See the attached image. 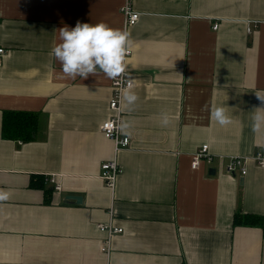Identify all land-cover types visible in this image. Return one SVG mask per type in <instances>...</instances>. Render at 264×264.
Returning a JSON list of instances; mask_svg holds the SVG:
<instances>
[{"label": "crops", "instance_id": "obj_1", "mask_svg": "<svg viewBox=\"0 0 264 264\" xmlns=\"http://www.w3.org/2000/svg\"><path fill=\"white\" fill-rule=\"evenodd\" d=\"M125 1L0 0V264H264V225H235L236 214L264 224V168L227 172L230 157L264 152V126L252 127L264 108V0H133L139 100L132 111L122 101L131 145L116 155L101 131L112 80L65 78L50 53L77 21L122 29ZM216 107L231 124L216 123ZM9 112L38 116L32 141L3 136ZM204 145L214 161L194 169ZM115 157L112 190L101 174ZM110 223L124 231L108 256L98 226Z\"/></svg>", "mask_w": 264, "mask_h": 264}, {"label": "clouds", "instance_id": "obj_2", "mask_svg": "<svg viewBox=\"0 0 264 264\" xmlns=\"http://www.w3.org/2000/svg\"><path fill=\"white\" fill-rule=\"evenodd\" d=\"M60 43L52 50V55L59 63L65 78L87 79L89 75L103 74L107 79L120 80L124 86L120 96L125 107L132 111L139 100L134 91V81L128 72L127 56L134 41L127 30L110 27L104 22L96 24L77 21L74 27L67 26L58 30ZM257 97L264 102V96ZM161 124L167 127L171 117L167 111L160 113ZM211 117L220 126L232 123L226 109L216 107L211 111ZM264 126V108H257L253 116V131H259ZM130 124L121 123V131L127 132ZM9 198V193L0 189V201Z\"/></svg>", "mask_w": 264, "mask_h": 264}, {"label": "built area", "instance_id": "obj_3", "mask_svg": "<svg viewBox=\"0 0 264 264\" xmlns=\"http://www.w3.org/2000/svg\"><path fill=\"white\" fill-rule=\"evenodd\" d=\"M122 12L124 14V24L122 30L130 31V29L139 21L141 13L137 12L134 9L133 0L125 1ZM218 28L219 24L216 23L214 25V29L217 30ZM5 53L6 50L4 48H0V65L2 62V57H4ZM132 53L133 51L131 49L126 60H128V58L132 56ZM130 75L133 78L131 73ZM133 81L135 86V80L133 79ZM123 86L124 84L122 81L112 80V98L110 100V108L114 112V115L101 125V131L105 135V137L111 139L114 142L116 155L117 153H119V151L124 148H128L131 145V139L128 136H124L120 129L122 119V98L120 96V90ZM250 160L255 161L259 167L264 168V152H257L252 157H230L227 165V172L230 175L234 176L238 175L237 173H240L241 176H246L248 173L247 163ZM213 161L214 156L209 151V145H204L201 149H199L198 152L194 154L192 167L194 169H198L202 164H212ZM121 172L122 171L119 166L117 157H115L113 160L103 163L101 179L110 189L114 190ZM48 181L55 185V191L62 192V184L58 182L56 177H50ZM98 227L102 232L107 233V238L103 245L102 251L109 256L111 252V243L113 237L116 234L122 233L124 229L116 227L112 223L107 225L100 224Z\"/></svg>", "mask_w": 264, "mask_h": 264}, {"label": "trees", "instance_id": "obj_4", "mask_svg": "<svg viewBox=\"0 0 264 264\" xmlns=\"http://www.w3.org/2000/svg\"><path fill=\"white\" fill-rule=\"evenodd\" d=\"M38 116L35 114L14 113L5 114L3 125V136L9 139L22 140L30 142L37 132ZM42 185L41 179L38 180ZM263 226L261 217L251 215H235V225Z\"/></svg>", "mask_w": 264, "mask_h": 264}, {"label": "water", "instance_id": "obj_5", "mask_svg": "<svg viewBox=\"0 0 264 264\" xmlns=\"http://www.w3.org/2000/svg\"><path fill=\"white\" fill-rule=\"evenodd\" d=\"M210 174H211V175H214V174H215L214 169H211V170H210ZM66 200H75V201H77L78 203H82V197H79V196H69V197H67Z\"/></svg>", "mask_w": 264, "mask_h": 264}]
</instances>
